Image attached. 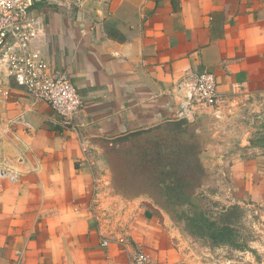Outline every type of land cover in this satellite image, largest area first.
Listing matches in <instances>:
<instances>
[{"label":"crops","instance_id":"crops-1","mask_svg":"<svg viewBox=\"0 0 264 264\" xmlns=\"http://www.w3.org/2000/svg\"><path fill=\"white\" fill-rule=\"evenodd\" d=\"M30 13L43 28L32 46L67 73L82 107L65 124L0 65V264H129L136 248L151 264H264L252 254L211 257L160 206L178 203V188L187 186L177 182V153L162 138L176 142L180 132L185 146L198 129L193 121L206 123L217 141L206 147L224 153L230 142L221 114L264 94V0L39 1ZM203 70L215 75L223 108L177 117L175 85L186 71ZM131 138L140 141L137 151ZM259 145H241L230 172L239 197L264 218ZM119 155L137 156L140 169L153 163L159 199L143 189L146 170L137 172L132 192L125 179L122 186L110 179L109 163Z\"/></svg>","mask_w":264,"mask_h":264},{"label":"rangeland","instance_id":"rangeland-1","mask_svg":"<svg viewBox=\"0 0 264 264\" xmlns=\"http://www.w3.org/2000/svg\"><path fill=\"white\" fill-rule=\"evenodd\" d=\"M221 115L225 118L222 137L230 142L224 153L216 154L206 147V143L217 142L211 139V130L206 123L193 121L195 129H198L188 138L185 146L179 145L184 137L180 132L176 141L178 144L174 138H162L165 144L173 145L172 153H177L171 161L177 182L180 180L187 186L178 188L175 198L178 203H162L160 206L174 217L169 222L184 234V238L209 249L211 257L226 261L252 254L261 259L264 258V218L254 211L255 207L248 197H239L230 167L233 164L232 155L239 152L241 145H264V94L242 98ZM126 142L131 143L135 151L138 150L140 141L137 138ZM169 150L163 152L168 153ZM122 163L127 166L133 164V170L130 169L129 173L127 170L120 171ZM138 163L137 156L129 159L120 155L113 157L109 163L110 179L113 178L119 186L125 179V188L132 192V184L138 185L137 172L146 170L145 177L141 178L144 180L143 189L159 199L160 192L154 188V183L159 181L150 179L153 163L143 165V161L141 169ZM180 201H187V204Z\"/></svg>","mask_w":264,"mask_h":264},{"label":"built area","instance_id":"built-area-1","mask_svg":"<svg viewBox=\"0 0 264 264\" xmlns=\"http://www.w3.org/2000/svg\"><path fill=\"white\" fill-rule=\"evenodd\" d=\"M39 1L80 6L84 0H0V65L16 86L33 99L45 102L65 124L82 107V98L67 73L47 63L40 49L32 46L43 34L41 22L30 13ZM103 1V0H93ZM176 116L187 121L200 111L223 108L215 75L207 70L186 71L175 85ZM107 245V241H102ZM129 264H151L142 248L133 250Z\"/></svg>","mask_w":264,"mask_h":264},{"label":"water","instance_id":"water-1","mask_svg":"<svg viewBox=\"0 0 264 264\" xmlns=\"http://www.w3.org/2000/svg\"><path fill=\"white\" fill-rule=\"evenodd\" d=\"M229 145H230V144H229V143H227V145H226V146H224V147L222 146V148H221L220 152H221V151H226V150L228 149Z\"/></svg>","mask_w":264,"mask_h":264}]
</instances>
